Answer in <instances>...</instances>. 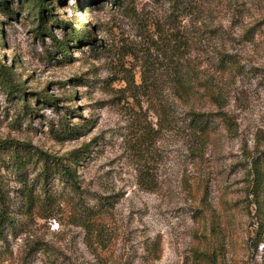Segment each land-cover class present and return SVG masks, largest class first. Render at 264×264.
I'll list each match as a JSON object with an SVG mask.
<instances>
[{"label":"rangeland","instance_id":"rangeland-1","mask_svg":"<svg viewBox=\"0 0 264 264\" xmlns=\"http://www.w3.org/2000/svg\"><path fill=\"white\" fill-rule=\"evenodd\" d=\"M44 1L49 34L35 0H0V264H264V0Z\"/></svg>","mask_w":264,"mask_h":264},{"label":"trees","instance_id":"trees-1","mask_svg":"<svg viewBox=\"0 0 264 264\" xmlns=\"http://www.w3.org/2000/svg\"><path fill=\"white\" fill-rule=\"evenodd\" d=\"M97 1V0H96ZM36 5L38 6L39 10V23H40V29L43 31H48L47 28L44 27L46 24V14L49 12V9L47 8L44 0H35ZM116 0H114V3ZM255 31V28L250 29L247 31L244 35L246 38V42H249L250 39L249 36L253 37V33ZM49 34V32H47ZM222 41L228 42L226 44H229V42L235 44L238 42L235 38L229 35H220ZM72 42L75 45L85 44L92 42L91 40V34L87 32H83L80 34V36L73 35L72 36ZM225 44V45H226ZM238 44V43H237ZM62 54L64 56L69 55L66 48L61 49ZM238 55H229L228 53L219 52L217 54V71L220 73H227L235 70L241 69V65L239 64V61L237 60ZM1 65V63H0ZM0 71H3L2 69ZM4 72V71H3ZM5 73V72H4ZM199 78L198 76L193 75H185L180 77L179 79V88L181 91V94L183 95V100L185 102H188L193 98V96L198 95V93L195 91L192 79ZM199 80V79H198ZM204 87L207 89V94L209 98L215 102L216 104H219L221 102V96L219 92L216 91L215 86L212 83H209L208 80L204 81ZM45 101L51 104H54L53 99H50L49 97H45ZM191 127L194 131L200 132L201 134H207L209 131L210 126V120L206 115L202 114H196L195 112H192V119L190 121ZM73 129L71 132L68 133L69 136L75 137L77 134H79V128L72 127ZM79 151H75L72 153L73 157H78ZM38 155L41 158V162L43 164V171L42 174L44 175L45 179L48 178V176L51 174V170L53 166H57L59 169L58 171L61 172L62 175L66 178L67 182H70L73 186H75L77 180L75 178L76 174L73 170H71L67 166H63L58 159L55 157L50 156L49 154L45 153H39ZM251 177L253 179V192L256 196H260L261 193L264 191V152H262L257 157H252V165H251ZM104 216V214L98 213L97 215H94L91 213V211L84 217V221L86 226L89 227L91 234H94L95 229L97 228V225L100 224L101 218ZM5 219L0 218V234H2V227L5 226ZM201 256V255H200ZM204 256H206V259L204 260L203 257L200 258L202 262L208 261L210 264V261H213V258H211V255L208 253H204Z\"/></svg>","mask_w":264,"mask_h":264}]
</instances>
